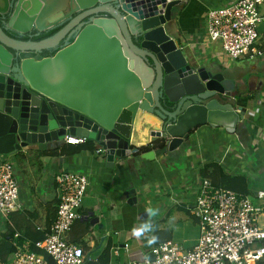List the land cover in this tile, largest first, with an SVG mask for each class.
<instances>
[{"label":"water","instance_id":"obj_1","mask_svg":"<svg viewBox=\"0 0 264 264\" xmlns=\"http://www.w3.org/2000/svg\"><path fill=\"white\" fill-rule=\"evenodd\" d=\"M182 2L0 0V156L79 137L114 170L141 153L155 161L158 151L148 148L157 142L178 152L202 127L245 130L237 102L248 95L190 63L165 29ZM7 31L55 33L23 41ZM99 222L91 223L103 228Z\"/></svg>","mask_w":264,"mask_h":264},{"label":"crops","instance_id":"obj_2","mask_svg":"<svg viewBox=\"0 0 264 264\" xmlns=\"http://www.w3.org/2000/svg\"><path fill=\"white\" fill-rule=\"evenodd\" d=\"M235 1L183 0L173 9L172 21L165 29L180 44L190 63L222 73L235 81L241 96L248 95V99L244 98L246 104L241 98L237 102L246 109L245 130L230 135L223 129L202 127L178 152L158 151L155 161L142 159L141 153L121 161L114 170L106 167L104 154L98 155L95 150L76 152L65 141L29 146L15 156L22 209L6 219L0 216V241L6 248L18 245L33 251L35 244L45 238L57 213L55 176L66 171L83 174L91 182L80 210L81 219L67 235L69 242L86 248L85 264H95L106 249L109 263H124L131 256L148 258L152 247L165 242L193 248L200 238V227L190 210L203 179L225 188L232 185V191L239 194L254 196L264 192V77L257 73L246 78L243 69L232 70L221 48L205 41L209 10ZM258 60L264 62V58ZM251 70H258L257 65H251ZM92 144L97 150V145ZM234 178L238 181L231 180ZM253 183L263 189H253ZM133 198L136 204L129 203ZM148 208L158 209V214L150 218ZM91 213L94 217L87 221ZM94 218H99L104 227L93 226ZM145 222L152 224L153 231L134 236L132 230ZM151 236L158 239L149 245ZM176 238L187 242V247ZM125 243L131 245L130 252L123 249ZM116 246L121 248V254L113 258L111 250Z\"/></svg>","mask_w":264,"mask_h":264},{"label":"built area","instance_id":"obj_3","mask_svg":"<svg viewBox=\"0 0 264 264\" xmlns=\"http://www.w3.org/2000/svg\"><path fill=\"white\" fill-rule=\"evenodd\" d=\"M205 41L218 45L227 61L263 59L264 0H236L209 10ZM65 142L80 146L88 140L68 136ZM95 153L101 155L102 151ZM15 166V157L0 156V216L4 219L22 209ZM55 184L56 218L45 238L35 244L39 252L15 245L13 261L0 264H49V259L55 264L86 263L85 249L69 242L67 235L81 219L91 182L83 174L66 171L55 176ZM190 214L200 227V238L193 248L165 242L151 248L153 261L146 257L109 264H264V192L239 194L203 179ZM123 249L130 252L131 245L125 243ZM120 254V247L112 248L113 258Z\"/></svg>","mask_w":264,"mask_h":264},{"label":"trees","instance_id":"obj_4","mask_svg":"<svg viewBox=\"0 0 264 264\" xmlns=\"http://www.w3.org/2000/svg\"><path fill=\"white\" fill-rule=\"evenodd\" d=\"M7 34L9 36H11L12 38L25 41V39L19 38L17 35L13 34L11 31H7ZM53 34H54V32H49V33L43 35L40 38H48V37L52 36ZM247 99H244L245 101L242 100V99L241 100L244 101V103L246 104ZM69 146L74 148V150L76 152H81L82 150H88V151H94L95 150L96 151V148H95L94 144H92L91 141H88L86 144L80 145V146H71V145H69ZM148 150L149 151L150 150H157V151H160V152H164L166 150V146H165L164 142H157L153 146L149 147ZM231 180L232 181H238L235 178L231 179ZM226 188L232 190V189H234V186L232 187V185H229V186H226ZM7 238H12V236H8ZM15 251L16 250H15V248L13 246H11L10 248H8V247L6 248V244L3 241H0V262L1 263H10V262H12L13 259H14ZM33 251L39 252L36 248L33 249ZM85 251H86V248H85ZM87 253L88 252H86V259H88ZM91 254H92V252H91ZM108 263H109V250L106 249L95 264H108ZM49 264H55V263L52 260L49 259Z\"/></svg>","mask_w":264,"mask_h":264},{"label":"rangeland","instance_id":"obj_5","mask_svg":"<svg viewBox=\"0 0 264 264\" xmlns=\"http://www.w3.org/2000/svg\"><path fill=\"white\" fill-rule=\"evenodd\" d=\"M228 64L230 66L231 65L233 66L232 70L243 69V72L246 75V78H250V75L252 76V75L257 74V73L264 77V62L261 63L259 60L251 61V60L245 59V60H239V61H230ZM253 64L257 65L258 70H256V71L251 70V65H253ZM252 187H253V189L256 188L258 190L263 189V186L257 187V186H255L254 183L252 184ZM253 192H256V191H253ZM193 231H194V233L197 232L196 229H193ZM189 233L192 236V233L191 232H189ZM175 241H177L178 243H181V244L187 243V242H179L178 238H176ZM185 246L187 247V245H185ZM130 259H131L130 261H143L144 260L143 258L136 259L135 256H131ZM123 261H125V260H123Z\"/></svg>","mask_w":264,"mask_h":264},{"label":"clouds","instance_id":"obj_6","mask_svg":"<svg viewBox=\"0 0 264 264\" xmlns=\"http://www.w3.org/2000/svg\"><path fill=\"white\" fill-rule=\"evenodd\" d=\"M146 211H147L150 218L154 217L158 214V209L148 208ZM132 231H133L134 236L140 237L145 232H152L153 227H152V224L150 222H145L139 228H134ZM157 239H158V237H156V236L149 237L148 238V244L152 245V244L156 243Z\"/></svg>","mask_w":264,"mask_h":264},{"label":"flooded vegetation","instance_id":"obj_7","mask_svg":"<svg viewBox=\"0 0 264 264\" xmlns=\"http://www.w3.org/2000/svg\"><path fill=\"white\" fill-rule=\"evenodd\" d=\"M0 24H1V26H3V25H5L6 23L5 22H3V21H0ZM55 33V32H54ZM14 34V33H13ZM45 34H47V33H44V34H42V35H40V36H36L35 34H31V36H20V35H17V34H15V35H17L19 38H23V39H25V41H29V40H32V41H39V40H43V39H46V38H40V37H42L43 35H45ZM40 38V39H39ZM24 41V40H23Z\"/></svg>","mask_w":264,"mask_h":264}]
</instances>
